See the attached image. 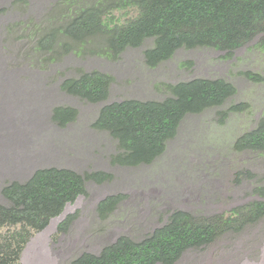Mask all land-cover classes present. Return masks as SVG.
Masks as SVG:
<instances>
[{
  "label": "rangeland",
  "instance_id": "obj_1",
  "mask_svg": "<svg viewBox=\"0 0 264 264\" xmlns=\"http://www.w3.org/2000/svg\"><path fill=\"white\" fill-rule=\"evenodd\" d=\"M96 1L0 0V203L6 204L1 191L7 183L26 181L40 168L112 176L102 183L87 181L86 194L34 234L20 264H72L119 237L144 239L176 210L203 216L229 212L258 199L255 188H264V152L234 148L237 138L264 116V81L246 76H264V51L257 48V39L230 57L211 48H182L156 67L148 66L144 57L152 40L115 59L104 54L105 42L99 37L38 48L46 33L68 23L80 6ZM113 14L121 21L136 15ZM94 70L114 78L108 100L91 103L61 89L65 79ZM196 78L226 79L237 92L222 106L187 115L153 163H113L117 141L93 126L101 108L127 99L161 100L168 95L165 85ZM241 104L247 105L242 111L223 114ZM58 106L75 108L78 116L60 127L52 120ZM112 195H122V201L103 217L98 205ZM70 215L68 228L59 230ZM15 229L0 227V235ZM175 264H264V218L238 234L188 250Z\"/></svg>",
  "mask_w": 264,
  "mask_h": 264
},
{
  "label": "trees",
  "instance_id": "obj_2",
  "mask_svg": "<svg viewBox=\"0 0 264 264\" xmlns=\"http://www.w3.org/2000/svg\"><path fill=\"white\" fill-rule=\"evenodd\" d=\"M114 11L136 15L121 21ZM67 21L46 33L38 48L48 50L60 41L83 43L99 37L105 42L104 54L115 59L126 49L152 40V46L144 52L150 67L169 60L182 48H211L230 57L257 39V48L264 51V0H97L90 6H80ZM246 76L264 81L258 73L247 72ZM113 82L110 74L82 71L77 77L65 79L61 89L87 102L101 103L108 100ZM165 89L168 95L161 100L127 99L101 108L93 126L117 141L119 152L113 156V163H153L175 138L187 115L222 106L237 92L223 78H196L165 85ZM246 106H232L223 114L242 111ZM77 116V109L58 106L53 109L52 120L65 127ZM234 148L264 152V116L237 138ZM111 177L102 171L83 175L70 168L49 167L37 169L26 181L7 183L1 191L6 204L0 203V227L16 229L0 235V264H20L34 234L43 231L69 203L85 195L87 181L102 183ZM254 192L258 199L229 212L203 216L176 210L144 239L119 237L97 254H81L72 264H175L188 250L202 248L229 233L238 234L263 219L264 188L257 187ZM122 198L112 195L102 200L98 205L100 215L112 212ZM73 217L68 216L59 230L67 229Z\"/></svg>",
  "mask_w": 264,
  "mask_h": 264
}]
</instances>
